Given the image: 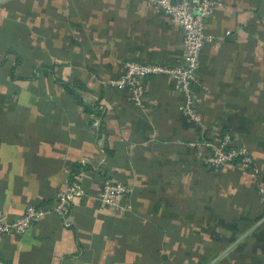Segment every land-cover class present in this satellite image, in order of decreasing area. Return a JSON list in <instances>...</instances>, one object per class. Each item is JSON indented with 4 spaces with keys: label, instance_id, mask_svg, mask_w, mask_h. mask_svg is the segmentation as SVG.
Wrapping results in <instances>:
<instances>
[{
    "label": "crops",
    "instance_id": "1",
    "mask_svg": "<svg viewBox=\"0 0 264 264\" xmlns=\"http://www.w3.org/2000/svg\"><path fill=\"white\" fill-rule=\"evenodd\" d=\"M217 1L193 122L165 75L144 78L141 105L106 84L125 60L184 64L164 13L139 0H0V212L52 204L85 167L70 226L49 214L3 236L0 264H264V0ZM224 136L252 170L205 167L203 143ZM106 178L130 189L121 211L98 200Z\"/></svg>",
    "mask_w": 264,
    "mask_h": 264
},
{
    "label": "built area",
    "instance_id": "2",
    "mask_svg": "<svg viewBox=\"0 0 264 264\" xmlns=\"http://www.w3.org/2000/svg\"><path fill=\"white\" fill-rule=\"evenodd\" d=\"M147 7L168 16L169 20L179 27L182 34L184 64L170 67L152 63H138L125 60L122 63V73L115 78H108L106 84L118 89H126L129 99L136 105H141L145 98L144 78L154 74L169 77L183 98L179 109L191 119L198 122L200 116L195 109L197 86V68L203 46L213 41L214 36L205 32V19L220 4L217 0H139ZM229 34V32H225ZM208 152L203 156V163L209 170L218 171L228 164H238L245 170L254 166L252 156L244 147L232 143L230 136H224L220 142L205 141ZM81 169L71 178L68 176L64 186L57 190L52 204L48 206L28 204L23 212L14 219H8L0 212V239L8 234L22 235L37 220L46 215L54 214L61 218L64 226H70V214L75 198L82 196L83 191L79 182ZM130 191L129 187L119 181L106 178L99 192V202L108 208L123 210L119 199ZM258 191L264 201V186Z\"/></svg>",
    "mask_w": 264,
    "mask_h": 264
},
{
    "label": "trees",
    "instance_id": "3",
    "mask_svg": "<svg viewBox=\"0 0 264 264\" xmlns=\"http://www.w3.org/2000/svg\"><path fill=\"white\" fill-rule=\"evenodd\" d=\"M65 88H66L69 92L72 91V90L69 88V86H67L66 84H65ZM81 169H84V170H85V167H83L82 165L74 166V168L71 169V170L69 171V177L71 178L73 175L77 174Z\"/></svg>",
    "mask_w": 264,
    "mask_h": 264
}]
</instances>
